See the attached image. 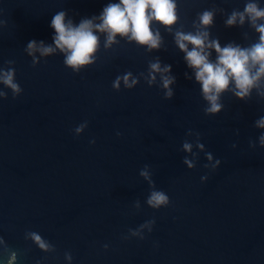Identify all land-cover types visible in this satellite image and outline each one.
<instances>
[{"label":"water","instance_id":"95a60500","mask_svg":"<svg viewBox=\"0 0 264 264\" xmlns=\"http://www.w3.org/2000/svg\"><path fill=\"white\" fill-rule=\"evenodd\" d=\"M115 2L0 0V70L21 89L0 98V264H264V78L240 100L230 84L221 109L206 113L174 42L210 10L209 40L250 46L258 36L247 18L225 24L248 0H176L170 29L150 23L156 49L118 35L105 47L99 32L92 63L75 73L59 51L26 50L29 40L52 44L54 13L75 25ZM157 61L169 71L149 82ZM162 75L173 78L170 97ZM153 190L167 206L147 204Z\"/></svg>","mask_w":264,"mask_h":264},{"label":"clouds","instance_id":"9594fccd","mask_svg":"<svg viewBox=\"0 0 264 264\" xmlns=\"http://www.w3.org/2000/svg\"><path fill=\"white\" fill-rule=\"evenodd\" d=\"M212 17V11H202L198 16V30H177L174 33V42L184 53L186 66L193 70L194 79L200 85L201 95L207 101L204 111L215 114L222 107L220 96L229 90L230 84L234 96L240 100L248 96L252 88L264 78V7H259L256 0H248L242 11L231 12L225 20V24L231 26L243 24L247 18L258 36L256 42L248 47L233 43L221 47L216 39L209 40L206 29L211 25ZM94 19L99 22L94 23ZM176 20V0H116L115 3L103 6L98 17L81 19L75 25L70 19L65 20L63 11H58L52 15L48 25L54 33L52 44L44 45L42 41L29 40L26 50L29 55L33 51H38L41 55L59 51L63 56L64 66L75 73L92 63L99 46L97 33H105V47L114 42L118 35L147 49H156L161 38L158 30L150 29V23L155 22L168 30ZM209 49L215 53L214 60L209 59ZM149 67V82L154 78L152 73L169 71L168 65L161 68L158 61ZM128 76L129 74L123 76L125 87H131L135 83V79L129 83ZM120 80L121 78L117 77L113 81L114 88ZM172 80L170 76H161V86L166 90V97L171 96L168 85ZM0 85H3V88H0V98L6 95L4 89L10 90L13 98L21 92L18 83L13 79L12 69L0 70ZM256 125L264 128V116L256 121ZM84 127L82 123L74 131L80 133ZM260 141L264 143V134L261 135ZM190 148L189 143L183 144L186 152ZM185 163L191 167L187 160ZM141 175L147 178L146 172L142 171ZM168 203V196L162 190H153L147 198V204L153 209L167 206ZM32 239L39 248H47L46 242L42 241L39 235L33 233ZM8 264H12L11 258Z\"/></svg>","mask_w":264,"mask_h":264}]
</instances>
